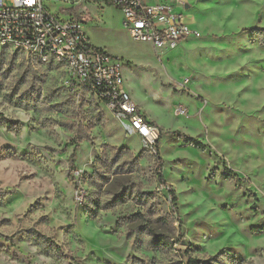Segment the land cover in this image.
<instances>
[{
  "label": "rangeland",
  "instance_id": "obj_1",
  "mask_svg": "<svg viewBox=\"0 0 264 264\" xmlns=\"http://www.w3.org/2000/svg\"><path fill=\"white\" fill-rule=\"evenodd\" d=\"M185 4L200 37L161 52L111 5L71 10L122 61L157 157L65 70L0 47V264H264V0Z\"/></svg>",
  "mask_w": 264,
  "mask_h": 264
},
{
  "label": "built area",
  "instance_id": "obj_2",
  "mask_svg": "<svg viewBox=\"0 0 264 264\" xmlns=\"http://www.w3.org/2000/svg\"><path fill=\"white\" fill-rule=\"evenodd\" d=\"M88 2L105 3L120 11L130 38L158 52L200 37L181 14L173 13L186 7L177 0H0V47L65 70L72 85L86 88L118 122L126 138L138 137L143 150L157 157L162 133L127 92L122 61L93 47L83 23L71 15L72 9ZM46 3L66 11L67 16L51 13ZM177 114L186 115V110Z\"/></svg>",
  "mask_w": 264,
  "mask_h": 264
},
{
  "label": "trees",
  "instance_id": "obj_3",
  "mask_svg": "<svg viewBox=\"0 0 264 264\" xmlns=\"http://www.w3.org/2000/svg\"><path fill=\"white\" fill-rule=\"evenodd\" d=\"M186 142L188 143V141H186ZM190 144H192L195 148H199V149L203 148V146L195 143L194 141H191ZM158 182L163 187V189H165L167 191V193L171 197L172 202L175 204L177 201L175 194L170 188L167 187L166 182L163 179V176L161 174L158 176ZM92 218H93V216H92ZM171 223L173 224V222H171ZM158 241H159V245H162L163 247L168 246V244L165 242V238H163L162 236H161V238H159ZM185 255H186V253H182L181 264H222V262H223V256L222 255L210 257L207 260L193 259V258L185 257Z\"/></svg>",
  "mask_w": 264,
  "mask_h": 264
},
{
  "label": "crops",
  "instance_id": "obj_4",
  "mask_svg": "<svg viewBox=\"0 0 264 264\" xmlns=\"http://www.w3.org/2000/svg\"><path fill=\"white\" fill-rule=\"evenodd\" d=\"M178 2H180V3H182V4H184L185 6H186V4H185V0H177ZM186 9H187V6H186ZM187 24L189 25V23L187 22ZM190 26V25H189ZM139 107V106H138ZM141 110V109H140ZM142 111V110H141ZM146 116V115H145ZM149 121H151L152 122V120H150V119H148ZM154 122V121H153Z\"/></svg>",
  "mask_w": 264,
  "mask_h": 264
},
{
  "label": "bare ground",
  "instance_id": "obj_5",
  "mask_svg": "<svg viewBox=\"0 0 264 264\" xmlns=\"http://www.w3.org/2000/svg\"><path fill=\"white\" fill-rule=\"evenodd\" d=\"M176 49V48H175ZM175 49H173V50H175ZM173 50H169V51H173ZM182 197V196H181ZM182 199V198H181ZM182 206V205H181Z\"/></svg>",
  "mask_w": 264,
  "mask_h": 264
},
{
  "label": "snow or ice",
  "instance_id": "obj_6",
  "mask_svg": "<svg viewBox=\"0 0 264 264\" xmlns=\"http://www.w3.org/2000/svg\"><path fill=\"white\" fill-rule=\"evenodd\" d=\"M29 2H31V0H29Z\"/></svg>",
  "mask_w": 264,
  "mask_h": 264
}]
</instances>
